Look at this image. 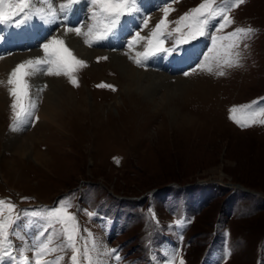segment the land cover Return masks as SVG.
Returning <instances> with one entry per match:
<instances>
[{
    "label": "rangeland",
    "instance_id": "374dc122",
    "mask_svg": "<svg viewBox=\"0 0 264 264\" xmlns=\"http://www.w3.org/2000/svg\"><path fill=\"white\" fill-rule=\"evenodd\" d=\"M83 1L89 14L85 26L100 24V16L93 19L99 5ZM203 2L167 0L119 47L98 46L101 43L94 36L89 46L81 38L85 36L75 32L71 35L77 41L69 39L66 31L72 26L63 23L47 24L51 32L27 50L13 48L0 54L39 52L15 58L4 80L8 95L0 112V200L15 205L9 251L18 261L20 250L30 249L28 264H34L35 246L51 238L49 247L56 251L43 260L55 264L62 257L59 264H73L63 226L56 223L40 236L46 221L25 215L43 214L67 199L72 205L68 211L80 229L76 234L79 264H88L85 245L93 262L102 264H167L173 257L175 264L181 259L184 264H264V124L242 128L230 112L254 102V107H264V0H245L228 13L234 21L228 27L218 31L217 17L205 35L191 39L193 19L176 22ZM165 8L172 9L166 18ZM17 19H23V14ZM162 19L159 39L164 48L181 52L183 44L197 39L194 43L203 44L194 63L180 72L150 64L161 52L142 67L134 62ZM106 23L103 19L101 25ZM44 26L31 17L16 24L13 34L18 39L23 30L39 32ZM0 27L2 41L4 22ZM247 27L255 32L244 41L247 47L241 44L238 49L239 66L224 67L222 45L228 41L217 39L214 44L212 37ZM136 32L147 39L130 48ZM202 36L204 43L199 40ZM53 38L63 40L77 59L85 61V66L72 72L77 85L66 75L36 72L26 77L37 107L28 122L13 131L10 73L26 60L43 58V45ZM121 57L137 70H133L135 79L122 67ZM204 64L213 70L202 69ZM220 70L225 75H218ZM34 77L42 78L38 86ZM51 78L62 81L63 96L53 120L40 116L46 93H53ZM101 84L112 85L115 91L98 87ZM9 215L7 209L0 212L2 219ZM107 249L116 252L105 255ZM4 264L11 261L5 259Z\"/></svg>",
    "mask_w": 264,
    "mask_h": 264
},
{
    "label": "snow or ice",
    "instance_id": "6c2138e0",
    "mask_svg": "<svg viewBox=\"0 0 264 264\" xmlns=\"http://www.w3.org/2000/svg\"><path fill=\"white\" fill-rule=\"evenodd\" d=\"M47 4L48 12L45 13L43 8H37L35 12L31 11L30 0H0V22H10L14 21L17 25L24 22V20L31 18L33 15L39 16L44 19L45 22L51 23L57 17V10L53 8L50 0H43ZM79 0H64L63 3L59 5V12L66 13L71 10L72 6L78 3ZM93 5H99V12L93 13V19L97 16L102 17L107 23L102 29L95 28L94 25H90L87 32L81 33V27L68 28V31H74L77 35L83 34L85 36V43L89 46L95 42V40H103L109 35L120 23L122 16L126 14H131L137 11L136 0H90ZM245 0H222L220 5L216 4V0H204L196 9L191 10L190 13L182 16L176 23L179 24L191 17L194 24L191 26L192 31L189 32V37L195 39L197 35H205L206 29L208 28L210 22L215 20L217 17L220 18V23L218 26V31L223 30L228 27L234 21L228 15V13L243 4ZM172 9L165 8L164 16L165 18L169 15ZM23 14V19H17V17ZM67 19V16L64 17ZM147 21H145V24ZM165 24V19H162L157 25L156 29L153 31L152 38L148 39V46L143 52H138L134 62L138 66H144V62L149 59V57L154 56L157 52L171 53L174 49L164 48L163 41L159 39L161 35V26ZM179 31V28L177 29ZM255 30L251 27L247 28H236L231 33H226L222 37L213 36V42L215 44L217 39L221 41H228L227 44L222 45L224 48V59L222 64L224 67H236L240 64L241 52L238 50L241 44L246 48L247 44L244 41L250 39L254 35ZM95 36V40L89 39V37ZM141 39H147L141 37L139 33H136L135 39L129 43L131 48L133 44L137 43ZM180 42V41H178ZM187 42V40L183 41ZM44 57L26 60L18 64L10 73L7 83L11 85L9 92L13 97V102L11 104V109L13 112V125L12 130L17 131L22 125L28 122V119L33 116V112L37 107V104L31 98L28 90V85L26 82V77L35 74L36 72H43L47 75H66L69 76L71 82L77 85V81L72 76V72L76 70L77 66H85V61L77 59L70 49L64 46L63 40H58L53 38L51 41L43 45ZM99 59H106V57H101ZM202 69L211 72L213 69L210 65L204 64L200 66ZM218 75H225L223 70L217 72ZM189 75V73H185ZM46 87V86H45ZM98 87H109L115 91L114 86L101 84ZM39 91H43L40 89ZM27 101V102H25ZM254 104H249L241 106L240 109L233 107L231 112V119L234 120L240 127H250L255 123L264 124V107H254ZM239 112V116L237 113ZM70 200H63L60 202L59 206L53 209H49L43 214L40 212L33 211L30 214L25 213V215H31L32 217H40L46 221V227L44 231L39 233L43 236L48 227L54 226L59 223L63 226V234L66 236L67 247L73 250V255L71 257L73 264H79V254L80 249L76 248V234L80 231L78 222H76V217L74 214L70 213L68 209L71 207ZM7 209L9 212V217L7 219L0 218V264H4L5 259L11 261V264H28L30 257L26 255L30 249L20 250V260H17L16 256L12 255L9 249L12 248V241L10 240L9 229L15 221L11 218V213L15 209V205L7 202L5 200H0V212ZM89 216L93 213H88ZM19 214H17V219ZM85 231H87L85 229ZM91 236V233H89ZM51 238L45 241L39 242L34 249V255L36 257L34 264H48V262L43 260L45 254L56 251L54 248H50ZM93 248H95V242H93ZM115 249H107L105 255H111L115 253ZM230 253H226L229 255ZM84 257L88 260V264H102L101 261L97 260L93 262L92 257L89 255L87 246L85 245L83 251ZM62 257H58L55 264H59ZM115 259L119 260L118 255ZM167 264H175V258L170 259ZM180 264H184L183 260H180Z\"/></svg>",
    "mask_w": 264,
    "mask_h": 264
},
{
    "label": "bare ground",
    "instance_id": "6f19581e",
    "mask_svg": "<svg viewBox=\"0 0 264 264\" xmlns=\"http://www.w3.org/2000/svg\"><path fill=\"white\" fill-rule=\"evenodd\" d=\"M30 1L32 3L31 4V11L32 12H35V10L37 8H43L45 10V13L48 12L47 4L44 3L43 0H30ZM164 1L165 0H139L138 1L139 3L136 5V8L138 10L132 12L131 14H128L124 19H122L121 22L118 24V27H117V31L116 32L118 34H121L122 35L121 37H123V36L125 37L127 35V32L130 31V30H132V31H130L132 33L135 32L139 27L140 28L142 27V24H143L144 20L146 19L147 14L149 12H151L152 10L157 9V7L160 4H162ZM50 2L52 3L53 8H55L57 10V14H58L57 16L60 17L61 16V13L59 12V5L61 3H63L64 0H56V1L55 0H50ZM77 5L78 6H76V8H74L73 10L71 8L70 11L64 13V15H66V14L69 15L68 20L65 21V24L66 23L67 24L70 23L71 19L74 20L75 22L76 21H79L80 19H83L82 15L84 16V13L82 12L83 11L82 10V4L80 3V4H77ZM142 16H143V18H142ZM36 18L42 24H45L46 27H48L47 24L48 25H53L56 22V21H53L51 23H47V22H45L44 19H41L39 16H37ZM57 21H58V23L57 22L55 23L56 26H58V25L61 26L62 25V22L59 19H57ZM81 24H82L81 25L82 26L81 27V30L85 27V30H83V31H86L87 32V29H88L89 25H88V27L85 26L87 24L86 23L84 24V21ZM9 25H12V22H9ZM90 25H94L95 28H98V25H100V24H97V22H95V23L90 24ZM67 27H69V25H67ZM138 31H139V29H138ZM66 32H68L67 35L69 36L68 37L69 39L76 40V38H74V36L71 35V33H74V31H66ZM66 32H65V34H66ZM136 33L134 34V36L136 35ZM30 35L31 36H35L36 37L35 39H37L39 37V34L36 33V32L35 33H33V32L30 33L29 36ZM107 36H109L111 38L110 39L105 38L103 40H97V43L98 44L101 43L98 46H102V45H105V46L112 45L113 43L119 41V39H120L119 35H113L111 33L109 35H107ZM11 37L12 36H7V38L4 40L3 44L0 45V54H4V46L7 43V41L9 43H12L13 42V40H12ZM130 37H131V35H130ZM81 38H83L85 40V37H81ZM202 45L203 44L200 43V42L183 45L181 47L182 49L180 48L181 49V52L179 50L176 54L171 53L170 55H167V56H165V54H163V53L162 54H159L153 61L150 62V64L153 67H156L158 69L162 68V70L163 69L170 70L171 72H174V73H176L177 71L180 72L187 65H189L190 63H192V61L194 59V54H197L199 52V50L202 47ZM122 50L124 51V49H122ZM92 52H93V54H95L97 51H92ZM38 53H39L38 51H35L34 50V51H31L30 53H24V52H22V54H18V55L14 56V57L6 56V55L0 56V112L3 110V107H4V105L6 103V100H7L6 98H7V95H8L6 83L4 82V80L7 79L8 73L15 66V62H16V59L15 58H18L19 56L20 57H28V56L34 57V56H37ZM115 55H119V53L118 54L115 53ZM118 60H120L121 65H123L122 67L125 68V70L127 71L128 75H130L129 77L133 78V76H132L133 75V72L134 71H137V70L136 69H133V67H131L132 65L130 63L126 62V60L124 58L121 57ZM101 64H103V63L101 62ZM134 74H136V73H134ZM158 74H161V73H158ZM133 79H135V77ZM40 81L42 82V78L41 79H37L36 77H34L33 84L35 86H38L40 84ZM50 84L52 85V87L50 88V90H53V93H51L50 91L48 93H46V98H45V101H44L43 106H42V111H40V116L41 117H44V116L47 115L49 119L53 120L56 117H58L57 114H58L59 109H57V107L59 106V103L63 99V96H60V93H59L60 92L59 90L61 88L62 81L59 80V79H54L53 78L52 81L50 82ZM65 93H67V92L65 91ZM0 115H1V113H0Z\"/></svg>",
    "mask_w": 264,
    "mask_h": 264
}]
</instances>
